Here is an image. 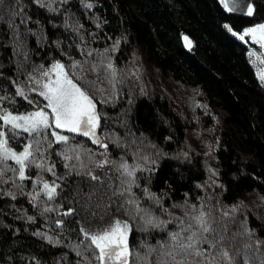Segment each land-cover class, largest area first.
<instances>
[{
  "label": "trees",
  "instance_id": "1",
  "mask_svg": "<svg viewBox=\"0 0 264 264\" xmlns=\"http://www.w3.org/2000/svg\"><path fill=\"white\" fill-rule=\"evenodd\" d=\"M16 2L11 0L12 4ZM252 2L254 14L248 16L246 5L243 13L228 12L219 0H94L91 9L82 7L80 0H68L65 5L54 0L53 6L63 9L60 12H49L34 0H22L23 11L32 17L27 27L47 37L46 42L39 44L36 35L27 37L28 47L33 50L31 61L37 64L50 63L52 57L70 63L64 52L80 59L79 45H85L86 54L89 46L109 48L120 38L118 49L109 55L124 74V81L117 84L115 102L100 103L98 108L108 113L105 123L121 137L131 139L129 133H143L158 145L161 153H167L161 154L158 164L153 165L156 171L151 173L150 181L147 172L141 176V183L164 198V207L184 200L186 193L191 201L204 197L206 203L216 204L217 209L243 201L248 205L250 226L257 230L258 237L264 238V202L259 199L264 195V83L252 63L249 46L253 50L259 48L254 43L239 41L226 27L231 24L240 30L264 21V0ZM65 12L72 13L70 22L79 20L83 24L81 31L86 40L71 29L65 30ZM6 27V23L0 22V73L4 74L0 85L7 84V89L14 92L10 78L17 75V56L8 42L11 34L4 31ZM260 59L264 68V57ZM146 72H157L180 85L198 88L209 109L205 115L199 114L203 122L187 120L166 97L155 90H143L137 81ZM17 100L21 107L28 104L22 97ZM190 126L199 131L194 140L212 139V147L206 149L192 142L187 136ZM80 139L86 138L81 135ZM109 145L112 155L118 157L123 145L117 148L111 140ZM52 158L57 161V171L63 174L64 165L55 152ZM210 168L216 169L218 175ZM48 177L51 179V174ZM75 181L73 176L66 182V207L71 206ZM197 182L204 187H198ZM26 183L25 192L31 190V182ZM172 210L179 214L177 209ZM29 215L35 219L29 221ZM56 215L55 211L49 212L45 218L26 194L14 199L0 195V264H36L30 257L39 258L42 264H75L76 254L66 244L54 245L36 234L37 230L59 234L58 226L52 222ZM240 215L243 217V212ZM67 227L76 225L72 222ZM70 234L74 239L75 234ZM155 238V233L150 237L134 227L130 242L133 246L141 239L154 243ZM63 253L67 257L61 259Z\"/></svg>",
  "mask_w": 264,
  "mask_h": 264
},
{
  "label": "snow or ice",
  "instance_id": "2",
  "mask_svg": "<svg viewBox=\"0 0 264 264\" xmlns=\"http://www.w3.org/2000/svg\"><path fill=\"white\" fill-rule=\"evenodd\" d=\"M34 2L49 12L63 10L53 6L54 0ZM59 2L65 5L68 0ZM219 3L228 12L241 13L246 5L247 15L254 14L252 0ZM80 4L91 9L94 0H80ZM23 8L22 0L16 4L0 0V22L6 23L4 31L11 34L8 42L17 56V75L10 78L15 91L8 90L7 84L0 85V195L14 199L26 194L45 218L49 212L57 213L52 222L58 226L59 234L39 230L36 234L51 244H66L76 254L75 264H264V238L250 226L248 205L243 201L217 209L204 197L191 201L186 193L184 200L164 207V198L141 183L145 172L151 180V173L156 171L153 165L167 153H161L143 133H129L131 139L121 137L105 123L108 113L98 108L100 103L115 102L117 84L124 81V74L109 55L118 49L120 38L109 48L89 46L86 54L85 45H79L80 59L64 52L70 63L52 57L50 63L37 64L31 61L33 50L28 47L27 37L36 35L38 44L46 42L47 37L27 27L32 17ZM71 17V12L64 13L65 30L71 29L86 40L81 31L83 24L79 20L70 22ZM226 27L244 44H249L250 38L264 48V21L240 30L231 24ZM187 46L191 47V43ZM249 52H254L251 46ZM259 55L264 57V52ZM3 75L0 73V77ZM259 79L264 83V73ZM17 97L27 101V106L21 107ZM81 135L86 139L81 140ZM109 140L117 148L123 145L118 157L112 155ZM53 152L64 165L63 174L57 171ZM183 155L187 157L188 153ZM210 171L218 175L216 169ZM73 176L76 181L71 206L66 207V182ZM28 181L31 190L25 192ZM197 186L204 187L200 182ZM259 199L264 202V195ZM27 219L35 217L29 215ZM72 222L76 227L68 228ZM134 227L150 237L155 233V242L141 239L133 246L130 236ZM70 233L75 234L74 239ZM66 257L67 253H63L61 259ZM30 259L42 264L37 257Z\"/></svg>",
  "mask_w": 264,
  "mask_h": 264
},
{
  "label": "rangeland",
  "instance_id": "3",
  "mask_svg": "<svg viewBox=\"0 0 264 264\" xmlns=\"http://www.w3.org/2000/svg\"><path fill=\"white\" fill-rule=\"evenodd\" d=\"M249 42L254 43L259 48L257 49L256 47L257 50L252 53V58L254 61H252V63L255 65L258 75H260L264 73V68L262 67L258 52H264V48L251 41L250 38ZM139 78L140 80L137 82L140 84L143 90H155L159 95L166 97L172 103V105H174L175 110H177L182 117L186 118L187 120L195 119L198 124L200 123L199 120L203 122V116L199 118V114L205 115L209 109H207L208 107L205 103L204 96L200 90H198V88L192 87L190 85H180L174 81H171L168 77L161 76L157 72L151 74L146 72L142 77L140 75ZM140 86L138 85V87ZM214 116L217 117L216 114ZM219 118H221V116H219ZM189 128H191V126ZM198 135L199 131L197 133V131L192 128L191 130L187 131V136L192 142L196 141L194 139H197ZM206 138L209 137L207 136ZM198 141L199 142H196L201 146L204 145L206 149L211 148L213 145L212 139L204 140L200 138Z\"/></svg>",
  "mask_w": 264,
  "mask_h": 264
},
{
  "label": "bare ground",
  "instance_id": "4",
  "mask_svg": "<svg viewBox=\"0 0 264 264\" xmlns=\"http://www.w3.org/2000/svg\"><path fill=\"white\" fill-rule=\"evenodd\" d=\"M254 51H255V50H254ZM246 55H247V54H246ZM249 60H250V59H249ZM249 60H248V61H249Z\"/></svg>",
  "mask_w": 264,
  "mask_h": 264
}]
</instances>
